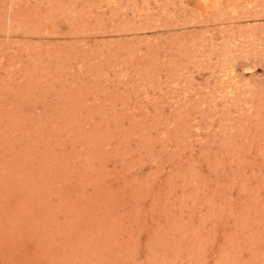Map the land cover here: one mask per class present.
<instances>
[{"label":"rangeland","instance_id":"1","mask_svg":"<svg viewBox=\"0 0 264 264\" xmlns=\"http://www.w3.org/2000/svg\"><path fill=\"white\" fill-rule=\"evenodd\" d=\"M0 264H264V0H0Z\"/></svg>","mask_w":264,"mask_h":264}]
</instances>
